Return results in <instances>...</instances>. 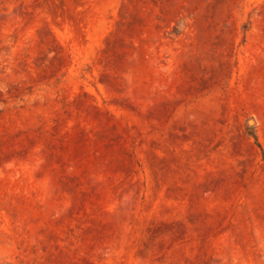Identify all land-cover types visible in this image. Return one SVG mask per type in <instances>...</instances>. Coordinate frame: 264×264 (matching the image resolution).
Returning <instances> with one entry per match:
<instances>
[{
  "label": "rangeland",
  "instance_id": "1",
  "mask_svg": "<svg viewBox=\"0 0 264 264\" xmlns=\"http://www.w3.org/2000/svg\"><path fill=\"white\" fill-rule=\"evenodd\" d=\"M0 264H264V0H0Z\"/></svg>",
  "mask_w": 264,
  "mask_h": 264
}]
</instances>
